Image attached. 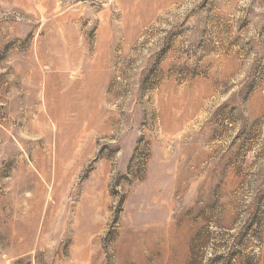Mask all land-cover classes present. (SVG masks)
<instances>
[{
    "label": "rangeland",
    "instance_id": "obj_1",
    "mask_svg": "<svg viewBox=\"0 0 264 264\" xmlns=\"http://www.w3.org/2000/svg\"><path fill=\"white\" fill-rule=\"evenodd\" d=\"M0 264H264V0H0Z\"/></svg>",
    "mask_w": 264,
    "mask_h": 264
}]
</instances>
